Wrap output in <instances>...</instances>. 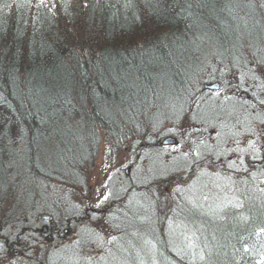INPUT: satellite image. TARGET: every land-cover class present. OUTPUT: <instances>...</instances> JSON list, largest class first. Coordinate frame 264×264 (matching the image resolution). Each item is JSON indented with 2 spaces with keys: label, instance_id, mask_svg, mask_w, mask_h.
Returning a JSON list of instances; mask_svg holds the SVG:
<instances>
[{
  "label": "trees",
  "instance_id": "trees-1",
  "mask_svg": "<svg viewBox=\"0 0 264 264\" xmlns=\"http://www.w3.org/2000/svg\"><path fill=\"white\" fill-rule=\"evenodd\" d=\"M263 72L264 0H0V257L49 264L57 227L54 264H262ZM183 122L192 161L159 145ZM103 141L134 172L88 206Z\"/></svg>",
  "mask_w": 264,
  "mask_h": 264
},
{
  "label": "rangeland",
  "instance_id": "rangeland-1",
  "mask_svg": "<svg viewBox=\"0 0 264 264\" xmlns=\"http://www.w3.org/2000/svg\"><path fill=\"white\" fill-rule=\"evenodd\" d=\"M262 76H264V72H263ZM233 93L234 92L232 91V88L230 87V85H225L224 88L222 90H220L219 92H215V91L210 92L209 91L207 96H206V101H208L209 98H210V100H217V101H219L221 99L228 100L231 98ZM198 100H199V98L193 104L195 107H200V105H201V102L200 101L198 102ZM261 110L264 112V107H261ZM263 122H264V120L261 119V122L256 124L257 129L255 131H252V132L250 131V132L251 133L254 132V134L251 137L256 136L257 141H263L264 142V125L261 126V124ZM186 123L187 122L181 123V127H183V129L180 132V134H181L180 140H179L180 137L178 138V137L174 136V137L168 138V139H173V141H174L173 144L164 145L165 139L161 140L159 143H161L162 148H165V147L168 148L167 149L168 152L173 153V151H176L177 153H181L184 157H186L187 159L192 161L193 155L196 154V152L199 150L202 143H199L200 141H197V144L195 145L194 151H191L193 148L192 139L197 134H194V136H193L192 133L194 132L195 127H192ZM215 132L210 133V134L213 136ZM249 143H251L250 139L247 137L244 138L242 148H245V146L248 145ZM105 153H106V144H105V141H103V143L101 144V152H100L99 159L96 162L95 166L89 171L90 181H89L88 188L85 191L84 190L83 191H75V193L73 195L78 200H81L83 202L82 204H87V205L88 204H92V205L97 204L98 205L103 200V197L107 196L104 183L108 179H110L114 176L117 178V180H114V181L112 179V181H111L112 187L111 188H114V185L117 186L116 183H118V182L120 183L121 186H126V180H127L128 176L130 175V173L133 174V172H134V168H132V166H131V160L133 158V155H131L129 150H126L125 153L116 162L113 160V163L111 162L112 157L106 158ZM143 155L140 158H138L139 159L138 161H135V164L136 165L138 164V168L142 167L141 166V162H142L141 159L143 158ZM197 155H198V153H197ZM147 157H148V155L146 154L143 160H145ZM204 179L207 182V184L209 185V193H208L209 199H210V201L213 202L214 200L217 199V196L215 193L216 192L215 186L217 184V181L214 180L212 177H208V176H205ZM134 180H135V178L132 177V181H134ZM196 186L199 189L201 187V186L199 187V184H196ZM75 189L78 190L77 188H75ZM63 191H65V189L61 190V192H63ZM72 194H73V192H72ZM134 208H135V206H134ZM98 214H100V213L98 212ZM45 227L47 228L48 226L45 225ZM67 230L68 229H64L62 231V234L63 233L64 234L61 236V238H58L55 240L54 238H52V235L58 230H57V227H55V228L53 227V228H51V232H52L51 238L46 239V235L42 236L40 238L41 242L44 241V247H48L51 244L53 246V248H51L50 250L45 252V254H47L46 260L48 261L49 264H54V259H57V256L60 254L61 250L66 248L68 245L74 244L75 240L78 238L77 237L78 233H71L70 234V233H68ZM65 231H67V232L65 233ZM101 234L103 236H105V238L108 239V237H109L111 239L109 234L107 235L103 232ZM53 243L55 245H53ZM99 244L100 243H98L97 245H99ZM38 251H39V248H38ZM6 260H9L8 256L0 257V264H6L5 263ZM10 262H11V260H10ZM262 264H264V262Z\"/></svg>",
  "mask_w": 264,
  "mask_h": 264
},
{
  "label": "water",
  "instance_id": "water-1",
  "mask_svg": "<svg viewBox=\"0 0 264 264\" xmlns=\"http://www.w3.org/2000/svg\"><path fill=\"white\" fill-rule=\"evenodd\" d=\"M219 90H220V85H219V84L205 85V86L203 87V91H204V92H206V91H215V92H217V91H219ZM242 97L245 98V97H247V96H246V95H243ZM197 99H198V98H196V99L194 100V102H195ZM203 137H204V135H198V136H195V137L192 139V141H193V143H192V144H193V148H192L191 151H194V149H195V145H196L197 141L203 139ZM173 143H174L173 139H167V140L164 142V145H169V144H173ZM159 145H161V143H160ZM143 148H146V145L142 146L141 149H140V151H141ZM140 151H139V152H140ZM45 220L47 221L48 218H46ZM45 231H46V230H45Z\"/></svg>",
  "mask_w": 264,
  "mask_h": 264
},
{
  "label": "snow or ice",
  "instance_id": "snow-or-ice-1",
  "mask_svg": "<svg viewBox=\"0 0 264 264\" xmlns=\"http://www.w3.org/2000/svg\"><path fill=\"white\" fill-rule=\"evenodd\" d=\"M45 3V0H40V4L43 5ZM233 165L230 164L229 167H232ZM179 190V189H178ZM109 197L108 196H104L103 200L101 201V203H103V201H106ZM99 206V205H97Z\"/></svg>",
  "mask_w": 264,
  "mask_h": 264
},
{
  "label": "bare ground",
  "instance_id": "bare-ground-1",
  "mask_svg": "<svg viewBox=\"0 0 264 264\" xmlns=\"http://www.w3.org/2000/svg\"><path fill=\"white\" fill-rule=\"evenodd\" d=\"M207 85H210V84H207Z\"/></svg>",
  "mask_w": 264,
  "mask_h": 264
}]
</instances>
